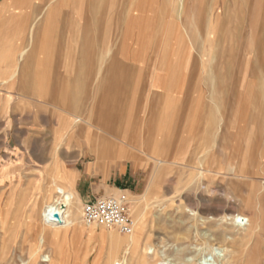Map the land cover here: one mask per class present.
Here are the masks:
<instances>
[{"label": "crops", "instance_id": "1", "mask_svg": "<svg viewBox=\"0 0 264 264\" xmlns=\"http://www.w3.org/2000/svg\"><path fill=\"white\" fill-rule=\"evenodd\" d=\"M263 33L264 0H0V134L81 199L132 194L149 161L264 120V78L234 76L223 43Z\"/></svg>", "mask_w": 264, "mask_h": 264}, {"label": "rangeland", "instance_id": "2", "mask_svg": "<svg viewBox=\"0 0 264 264\" xmlns=\"http://www.w3.org/2000/svg\"><path fill=\"white\" fill-rule=\"evenodd\" d=\"M232 42L234 48L238 47V55L232 56L234 67L238 63L234 76L263 79L264 36L223 40L225 47ZM224 57L220 56L222 61ZM219 65L220 78H228L231 66L228 69L226 62ZM248 114L251 113L241 112V116ZM255 114L260 113L255 111ZM230 121L223 120L218 129H209L203 138L193 140L179 159L172 157L166 160L169 163L163 164L157 159L149 161L150 165L139 170L137 189L132 194L118 189L115 194L90 197L84 194L88 198L83 199L78 195V205L82 209L86 202L96 198H124L134 227L145 216V235H151L148 246L153 250L149 248L147 253L154 256V264H198L203 254L208 263L225 264L234 258L240 260L229 264H246L249 256L256 255L253 250L264 254V120L241 117L238 130L230 127ZM16 138L22 136L11 134L8 138L0 134V243L7 242V254L0 255L3 258L0 264H49L43 255L55 259L56 247L45 235L54 229L42 221V208L55 195L58 186L69 187L60 180L61 176L54 177L49 168L39 171V167L30 166L26 160L28 152L9 150L8 142L14 144ZM41 154L45 160L57 161L61 152ZM8 161L13 162L12 167ZM200 165L211 172L200 173ZM232 165L241 175L233 173ZM9 169L13 179L6 181L10 178ZM186 207L197 209L204 216L218 217L201 226ZM232 212L253 217L255 224L262 225L261 233L255 230L251 237L241 238L242 227L216 220ZM82 220L81 217L76 224L79 234L72 233L73 227L56 229L62 238L65 264H111L105 259L110 246L115 247L119 242L123 249L129 235L105 225H87ZM111 235L119 241L112 240ZM43 236L45 244H42ZM214 238L217 240L213 241ZM211 244L228 250L220 248L216 252L220 257L215 256ZM122 254L120 251L119 256Z\"/></svg>", "mask_w": 264, "mask_h": 264}, {"label": "bare ground", "instance_id": "3", "mask_svg": "<svg viewBox=\"0 0 264 264\" xmlns=\"http://www.w3.org/2000/svg\"><path fill=\"white\" fill-rule=\"evenodd\" d=\"M166 160H167L166 158H160V159L158 158L157 159V161H159L160 164L161 163L162 164L163 163H169V161H166ZM204 171H207V170L200 167V173H203ZM78 204H79L78 194H76L73 189H69L65 186H58L57 191L55 192V195L52 197V199H50V200L48 199V201H46L43 205L42 212H41V219L43 222H45V224L48 227H51L52 229H54V231L52 233L49 232L45 236H47V239L51 241V244H54L56 247L55 259H52L47 254L43 255V257H44L43 259L49 261V264H65V261H66L65 251L61 247V239L62 238H61L59 231L56 229H58V228L66 229V228H72L73 227L74 229H73L72 233L73 234H79V231L76 227V224L78 223L77 221L82 217V209L80 208V206ZM186 210L190 212L189 213L190 215H192L196 218L197 224L201 225V226L206 225L207 223H209L210 220L218 217V215L215 217L214 215L211 216V214L209 216H204L201 213L199 214L200 211L198 212L197 209H192L190 207H186ZM52 215H54V218L51 217ZM57 216H59V218H57ZM216 220L220 221L221 223H227V224L230 221L231 224L238 226V227H242L244 229V234L241 236V238L251 237L252 235L255 234V230L260 232L263 228L262 225L255 224V222L253 221V217H251L250 215L243 213V212H232V213L223 215ZM83 221L84 220H82L81 222H83ZM84 223L87 225L96 224V223L88 224L86 222H84ZM145 227H146V219H145L144 215H142V217L139 218V225L138 226L135 225V227H134V221H133V230L131 233L128 234L129 239L124 240L125 247L122 249L120 247L121 244H119V242L115 247L110 246L109 250L107 251L106 258H105L106 261L111 262V264H154V261H153L154 256H150L147 253L148 249L149 248L151 249L152 246H148V245H151V242H150L151 241V235H145V233H146ZM6 233H7V231H6ZM201 234L202 233H199L198 235L201 236ZM191 235H192V233L190 235H187V236L189 237ZM203 236H206V233H204ZM111 237H112L111 238L112 240H116V241L118 240L115 238L114 235H111ZM116 237H117V235H116ZM41 240H43L42 244H45L46 239L44 236L42 237ZM212 240L215 241V240H217V238H214ZM6 244H7V242L4 240L2 241V243H0V252H1L0 255L1 254H4V255L7 254V252H5ZM210 246L212 248V251H214L213 255H215V256L219 255L216 253L217 250L220 248H223L222 245L215 247V244H213V245L211 244ZM260 247L261 246H259V248ZM223 249H226V251L228 250V248H223ZM262 250H263V248H262ZM120 251L123 252L121 257L119 256ZM253 251L256 252V255L250 254L251 256H249L246 264H260L261 262L264 263V254L258 252L256 249ZM219 257H220V255H219ZM0 259H3L2 256H0ZM238 260H240V259H238ZM238 260L234 259V258H229L227 263H225V262L224 263L229 264L230 262H233V261L234 262L236 261V263H237ZM161 264H164V262H161ZM198 264H214V263H208L206 256H204V254H203L199 258Z\"/></svg>", "mask_w": 264, "mask_h": 264}, {"label": "built area", "instance_id": "4", "mask_svg": "<svg viewBox=\"0 0 264 264\" xmlns=\"http://www.w3.org/2000/svg\"><path fill=\"white\" fill-rule=\"evenodd\" d=\"M51 217L54 218V215ZM82 218L88 224L96 223L117 228L124 234L133 230V219L124 198L108 196L90 200L82 207Z\"/></svg>", "mask_w": 264, "mask_h": 264}, {"label": "water", "instance_id": "5", "mask_svg": "<svg viewBox=\"0 0 264 264\" xmlns=\"http://www.w3.org/2000/svg\"><path fill=\"white\" fill-rule=\"evenodd\" d=\"M57 217H59V216H57Z\"/></svg>", "mask_w": 264, "mask_h": 264}]
</instances>
